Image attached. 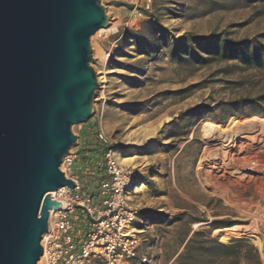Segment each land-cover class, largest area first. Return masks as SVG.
<instances>
[{"label": "rangeland", "instance_id": "374dc122", "mask_svg": "<svg viewBox=\"0 0 264 264\" xmlns=\"http://www.w3.org/2000/svg\"><path fill=\"white\" fill-rule=\"evenodd\" d=\"M99 2L108 26L89 39L97 86L91 116L71 127L76 144L69 153L82 149L71 175L84 195L96 198L108 178L106 152L131 173L126 201L135 218L126 233L139 245L124 264H176L185 249H193L186 264H225L209 244L222 243L221 236L227 237L222 244L245 240L237 248L239 264H250L251 249L264 264V144L257 141L264 128L226 158L229 166L212 168L202 154L205 123L264 120V104L260 115L231 105L264 92V68L241 63V52L230 60L215 52L218 39L264 47V2ZM190 51L206 60L191 61ZM90 231L81 214L74 237L83 240Z\"/></svg>", "mask_w": 264, "mask_h": 264}, {"label": "water", "instance_id": "95a60500", "mask_svg": "<svg viewBox=\"0 0 264 264\" xmlns=\"http://www.w3.org/2000/svg\"><path fill=\"white\" fill-rule=\"evenodd\" d=\"M99 0H0V264H37L49 194L97 86L89 39L106 29Z\"/></svg>", "mask_w": 264, "mask_h": 264}, {"label": "built area", "instance_id": "2783aa9c", "mask_svg": "<svg viewBox=\"0 0 264 264\" xmlns=\"http://www.w3.org/2000/svg\"><path fill=\"white\" fill-rule=\"evenodd\" d=\"M99 140L106 143L103 136ZM74 155L63 158L60 167L73 189L64 188L51 200L60 203L52 209L47 221L48 231L40 246L41 264H88L100 259L103 264H124L132 259L138 249V240L126 233L135 218V211L127 204L126 195L132 186V175L124 170L108 151L104 154L105 173L108 178L97 186L96 198L84 195L82 185L71 175ZM60 190V189H59ZM90 220L91 231L83 240L74 237L79 216ZM50 220V225H49ZM40 257V258H41Z\"/></svg>", "mask_w": 264, "mask_h": 264}, {"label": "trees", "instance_id": "16d2710c", "mask_svg": "<svg viewBox=\"0 0 264 264\" xmlns=\"http://www.w3.org/2000/svg\"><path fill=\"white\" fill-rule=\"evenodd\" d=\"M247 3H252L255 1H261L264 2V0H245ZM264 36V35H263ZM185 38H183L180 42H182ZM216 47L215 52L219 54L220 58L223 60H230L233 59L234 56H237L236 54L238 52H241V55L239 60L243 64H250L252 62L256 67L258 68H264V47L257 51L255 50V45L253 43H249L248 45H243L242 43H233L229 42L228 40L220 41V39L216 40ZM215 41V42H216ZM187 44L189 45L191 42L186 40ZM245 48H252L251 53H244L243 49ZM173 53V52H172ZM189 58L191 61L198 63L202 62L206 59H202L201 57H198L194 52L190 51L188 52ZM182 60V59H181ZM185 60V59H183ZM264 104V92L260 95H258L255 98H244L239 99L237 101H234L231 103V105L235 106H248L256 110V113L260 115L258 110H262L261 106ZM245 240L244 239H233L228 244H222L218 243L216 240H211L209 242L210 245H212L215 249L219 250L221 254L218 256L219 260H222L225 264H239V249H237L240 244H242ZM191 243H193V240H191ZM192 250L193 249H185L184 253L177 257L176 264H186L187 260L192 256ZM206 251L205 249H201V251ZM252 255L249 259L250 264H261L259 257L254 249H251Z\"/></svg>", "mask_w": 264, "mask_h": 264}, {"label": "bare ground", "instance_id": "6f19581e", "mask_svg": "<svg viewBox=\"0 0 264 264\" xmlns=\"http://www.w3.org/2000/svg\"><path fill=\"white\" fill-rule=\"evenodd\" d=\"M102 31L103 29H100L96 32V34H99ZM263 128L264 120L260 119H251L244 122H238L235 119H231L223 126L205 123L202 128V137L204 140L202 154L204 155V159L212 165V168L215 169H221L222 167L229 166V164L224 162L226 158L230 156L236 148H239L240 145H242V142H253L256 140V135H258V132L254 131ZM257 141L258 143L264 144V135L259 137V140ZM61 169L62 166L60 167V170ZM198 169L200 170V167H198ZM63 189L64 188H61L60 190L52 192L49 195L54 197L59 191H62ZM50 215H52V211H50ZM45 236L46 234L42 236V243L45 239ZM226 241V236L220 237V242L225 243ZM42 260L43 257L40 258L37 264H41Z\"/></svg>", "mask_w": 264, "mask_h": 264}, {"label": "crops", "instance_id": "0c3cea01", "mask_svg": "<svg viewBox=\"0 0 264 264\" xmlns=\"http://www.w3.org/2000/svg\"><path fill=\"white\" fill-rule=\"evenodd\" d=\"M73 155H74V158H75V160H74V164H75V162L78 161V158L82 156V149H81V150L79 149V150L77 151V153H76V154H73ZM80 155H81V156H80ZM76 164H77V163H76ZM77 166H78V164H77ZM78 169H79V168L76 167V169H74V171L77 172V171H79ZM76 172H75V173H76Z\"/></svg>", "mask_w": 264, "mask_h": 264}]
</instances>
